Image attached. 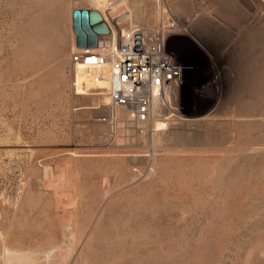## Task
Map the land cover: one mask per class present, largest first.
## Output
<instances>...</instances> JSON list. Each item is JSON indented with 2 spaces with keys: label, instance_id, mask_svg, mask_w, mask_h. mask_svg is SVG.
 Wrapping results in <instances>:
<instances>
[{
  "label": "rangeland",
  "instance_id": "rangeland-1",
  "mask_svg": "<svg viewBox=\"0 0 264 264\" xmlns=\"http://www.w3.org/2000/svg\"><path fill=\"white\" fill-rule=\"evenodd\" d=\"M166 1L188 70L157 131L76 95L89 0H0V264H264V0Z\"/></svg>",
  "mask_w": 264,
  "mask_h": 264
},
{
  "label": "built area",
  "instance_id": "built-area-1",
  "mask_svg": "<svg viewBox=\"0 0 264 264\" xmlns=\"http://www.w3.org/2000/svg\"><path fill=\"white\" fill-rule=\"evenodd\" d=\"M155 8L158 17L154 24L123 21L109 15L108 21L100 13L109 35L98 38L96 52L76 49L70 56L74 70L83 67L95 84L103 81L107 85L103 92L109 99L110 120H114L117 108H124L131 112L136 128H151L165 121V111L178 114L177 94L188 70L167 49L169 37L181 35L185 29L178 24L166 0H156Z\"/></svg>",
  "mask_w": 264,
  "mask_h": 264
},
{
  "label": "bare ground",
  "instance_id": "bare-ground-1",
  "mask_svg": "<svg viewBox=\"0 0 264 264\" xmlns=\"http://www.w3.org/2000/svg\"><path fill=\"white\" fill-rule=\"evenodd\" d=\"M95 9L101 13L105 19H108L110 21L109 16L113 19L118 18V20H131V13L129 10L125 8L124 0H114L112 2H108L106 0H89ZM109 15V16H108ZM83 53H94L97 51V48L90 49V50H82ZM75 86H76V95L83 94L85 91H90L91 89L99 90L96 95H105L103 92L107 85L102 81L97 84H95L84 72L83 67H76L75 69ZM108 98H105V105L108 104ZM114 120H129L131 122V112H128L124 108H117L113 113ZM165 126V123L157 122L154 127L155 130H161ZM166 127V126H165ZM113 130V129H112ZM21 258V257H20ZM22 259V258H21ZM20 260V259H19Z\"/></svg>",
  "mask_w": 264,
  "mask_h": 264
},
{
  "label": "water",
  "instance_id": "water-1",
  "mask_svg": "<svg viewBox=\"0 0 264 264\" xmlns=\"http://www.w3.org/2000/svg\"><path fill=\"white\" fill-rule=\"evenodd\" d=\"M75 47L79 50L95 49L100 36H107L109 28L96 10L75 9L71 13Z\"/></svg>",
  "mask_w": 264,
  "mask_h": 264
}]
</instances>
